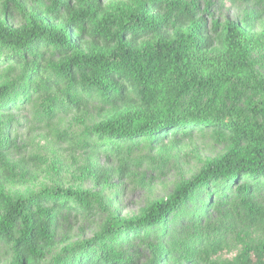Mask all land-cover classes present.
Listing matches in <instances>:
<instances>
[{"label":"trees","instance_id":"obj_1","mask_svg":"<svg viewBox=\"0 0 264 264\" xmlns=\"http://www.w3.org/2000/svg\"><path fill=\"white\" fill-rule=\"evenodd\" d=\"M30 1L0 0L3 11L26 17L19 28L0 20V243L11 247V264H45L58 246L60 219L91 216L101 202L86 190L44 188L27 201L9 194L16 176L8 159L17 147L12 115L25 108L36 107L34 121L49 124L62 115L81 120L99 105L92 134L122 160V144L139 139L166 148L168 139L180 145L213 129L228 144L168 198L138 217L108 219L96 237L70 243L50 264H140V247L149 264H161L181 246H154L151 233L162 228L164 239L170 217L203 192L264 219V78L257 72L264 30H253L254 15L244 25L222 24L201 12V0H52L47 19L27 12ZM93 174L107 185V170ZM197 246L182 247L184 262L198 264ZM239 262L264 264V246Z\"/></svg>","mask_w":264,"mask_h":264},{"label":"rangeland","instance_id":"obj_2","mask_svg":"<svg viewBox=\"0 0 264 264\" xmlns=\"http://www.w3.org/2000/svg\"><path fill=\"white\" fill-rule=\"evenodd\" d=\"M116 1L126 0H102V3L109 5ZM201 1L204 3L199 9L210 20L244 25L252 14L255 16L253 30H264V0ZM1 5L0 2V20L14 28L26 24V17L20 12H5ZM27 12L50 19L52 0H32L27 3ZM58 16L66 18L63 9H58ZM257 72L264 78V63H258ZM35 104L39 105V101ZM34 111L36 107L25 108L12 115V125L16 127L12 138L16 139L17 147L8 152V159L16 176L8 184L9 194L27 201L44 188L86 190L97 194L101 201L91 216L60 219L56 229L58 246L48 255L45 264H50L70 243L96 237L108 219L140 216L150 204L168 198L181 182L198 174L207 161L217 159L228 150V144L212 129L193 133L180 145L168 139L166 148L156 147L145 139L128 141L121 146L127 155L122 160L92 134L93 126L102 119L99 105L90 106L81 120L75 114L62 115L49 124L34 121ZM65 134L68 139H64ZM97 144L100 146L95 148ZM123 162L130 167L128 174ZM95 169L108 171L107 185L93 174ZM210 198L203 192L195 203H188L180 213L171 216L164 239L162 228L151 233L154 246L162 245L166 250L170 242L181 246L175 252L171 250L161 264H190L183 261V253L179 252L191 241L198 245L193 250V259L198 264H240L244 253L254 258L255 251L264 246V219L247 218L235 207L236 203L221 205L215 194ZM208 200L213 205L210 212L204 208ZM138 251L140 264H149L150 256L142 253L141 247ZM128 255L131 257L132 253ZM12 258L11 247L0 243V264H11Z\"/></svg>","mask_w":264,"mask_h":264}]
</instances>
